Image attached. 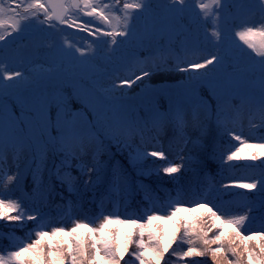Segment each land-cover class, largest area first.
Here are the masks:
<instances>
[{
    "label": "trees",
    "instance_id": "trees-1",
    "mask_svg": "<svg viewBox=\"0 0 264 264\" xmlns=\"http://www.w3.org/2000/svg\"><path fill=\"white\" fill-rule=\"evenodd\" d=\"M244 19L259 20L260 15L256 13L255 16H245L232 23L235 33L240 30L239 25ZM89 46L91 43L85 38L83 46L79 48L85 49L88 54ZM53 53L52 40L45 39L40 45L38 55H33L23 64L7 65L10 70L23 72L29 84L40 73H51L56 70L58 64L52 57ZM213 54L223 55L220 46L202 43L201 49L187 52L184 50L179 55L181 60L202 62L203 58ZM167 59L169 62L162 70L154 67L155 63L160 62L159 55L153 58L144 57L140 63L115 70L105 67L98 60L90 59L93 71L97 75L94 90L108 94V90H111L115 83L117 85L115 96L126 98L164 84L191 82L189 77L197 70H178L177 64L179 68H188V63H181L176 59V55L168 56ZM237 65L243 68L242 65ZM142 70L149 71L150 75L144 76ZM138 75L141 76L139 80L136 79ZM121 79H131L135 82L131 86L120 87ZM196 94L202 101L199 125L194 128L189 123L184 130L183 138L177 133L173 118L177 112L184 111L188 113L190 120L191 99L187 102H176L174 97L162 95L152 100L151 104L154 105L152 111H148L141 104L136 105V110L132 111L130 116L140 122L142 132L116 140L101 123L92 119L95 112L83 107L80 96L72 94L73 98H67L66 102L71 106L73 104V107H82L89 121L96 124L95 128L90 127L87 137L90 147L80 154L79 159H72L68 161V166L60 167L62 155L59 153L49 151L41 156L33 149L18 151L12 147L11 141L6 142L8 145L4 144L0 148V198L19 201L22 207L37 219L23 221L0 219V255L6 256L10 251L18 250L22 244L35 239L37 230L51 232L55 227L69 230L77 220L96 227L100 223H97L98 220L104 215L144 220L153 212L166 216L173 210L170 201H179L177 206L181 208H195L196 201L203 202L206 199L208 207L217 211L222 220L248 214L250 219L245 221L240 229L242 234L248 235L264 229V209L261 208L264 196L261 195L259 188L249 191L235 187L237 183L252 182L253 179L264 176V157L248 159L249 155H259V150L244 148L241 153L244 158L227 160L228 154L243 147L241 142L235 139L236 135L241 136L248 144L264 143V127L260 125L258 117L252 119L254 108L242 103L239 97H231L221 104L217 99V93L206 85L198 87ZM79 100L81 103L77 105ZM157 114L167 118L160 125L153 124ZM51 133L56 134L53 128ZM97 145L101 146L98 152L95 151ZM138 151L140 153L163 151L164 159L147 156L137 160L135 157ZM94 157L99 161V176L95 172H81L82 166H92ZM169 164L181 165V170L170 175L164 173L163 168ZM114 173L122 178L123 182L119 186L113 182ZM8 176L15 179L9 181ZM126 196L128 200L124 202L123 197ZM11 214L16 215L15 212ZM184 217H188V222L194 224L197 231L200 228L205 231L211 228L208 232L209 238L223 231L225 248L228 247V240L234 236L229 225L221 226L204 208H198L192 213H178L181 223ZM173 223L165 224L156 220L152 222L150 228H155L156 234L162 238L165 229L171 232ZM213 224L217 227H212ZM114 230H121L124 233L130 231L124 225H109L108 231ZM80 231L86 233L85 229ZM131 231L134 234L133 238L139 239L137 230ZM83 238L87 239L86 235ZM64 239L71 242V238L63 235L56 238ZM144 239L147 244V231ZM255 243L251 242L252 245ZM194 246L202 247L199 241H196ZM218 246L211 245L213 248ZM188 247L189 245L179 241L173 243L161 264H214L211 253L202 257L183 259L172 255L173 250L186 251ZM135 251H139L136 245H130L129 252L124 255L120 264H139L130 256V253ZM226 254L228 259H235L231 253ZM223 255L224 253L220 254L218 259ZM144 258L149 259L148 256ZM244 260L247 264L246 256Z\"/></svg>",
    "mask_w": 264,
    "mask_h": 264
},
{
    "label": "snow or ice",
    "instance_id": "snow-or-ice-1",
    "mask_svg": "<svg viewBox=\"0 0 264 264\" xmlns=\"http://www.w3.org/2000/svg\"><path fill=\"white\" fill-rule=\"evenodd\" d=\"M121 4L122 6L119 7L118 11L122 15H117L115 14L114 5ZM162 7L173 13L171 21L178 24L183 20L181 14L189 5L187 0H169ZM195 7L200 10L199 13H196L197 20L202 22L211 21V36L217 43L221 41L223 35L219 29V21L223 16L225 22H227L231 15V8H238L244 16H255L258 12L260 19L242 20L239 25L240 30L235 35L260 59L254 62L258 65L257 68L247 69L240 68L237 64L232 63L231 57L219 54L207 56L203 58L202 62H190L181 60L179 49L166 48L161 44L159 49L153 53V55L158 54L160 58V62L154 64L157 70L163 69L164 65L169 62L167 57L171 56L173 52L176 53V59L181 63H188V68H179V64H177L178 70H197L189 77L191 81L189 88L192 96L191 118L189 120L187 112L179 111L176 113L173 123L177 133L183 138L184 130L189 123L194 128L199 125L202 101L196 94L198 87L207 85L213 92L217 93L218 101L223 104L231 97L228 86L233 81L245 79L249 72L259 73V92L250 90L243 94L237 93V95L242 103L254 108V112L251 114L252 119L258 117L260 125L264 127V0H241L238 4H229L228 0H206V2L205 0H195ZM152 13L153 5L150 0H131V2L129 0H114V4L106 3L104 0H0V42H3V47H0V148L4 146V115L7 101L11 96L16 97L25 116V119L19 117L12 119L11 114L8 116V123L12 132V147L18 151L33 149L41 156L46 155L49 151L59 153L62 155L60 167L68 166V161L72 159H79L80 154L90 147L87 137L90 127H96V124H93L91 120L85 122L81 116L69 108L57 85L51 82L45 84L39 80H34L32 82L33 86L30 87L23 72L9 69L5 55V49L9 44L7 37H11L12 43H18L25 40L32 32L44 31L43 26L45 25L48 28H56L57 24L53 23V21H56L60 25L87 31L91 35L102 33L103 36L112 37L113 39L110 42H106L116 46L107 53L111 58L120 45L124 43V41H117L115 37H123L128 42H135L137 39L136 28L132 23L134 20L144 19L147 24V19L151 16L153 27H155L158 18L153 16ZM81 14L102 21L111 30L103 31L101 27L96 26L93 32L90 25H93L94 21L80 22ZM65 44L67 45L65 54L80 53L81 57L86 56L85 49L76 48L68 41H65ZM39 50L40 46L37 45L31 54L38 55ZM187 50L185 48V52ZM199 70H203V72ZM218 70L229 78L228 86L222 85L220 78L217 76ZM142 71L144 76L150 75L149 71ZM136 79H141V76H136ZM134 82L131 79H121L120 87L131 86ZM116 88L117 85L114 83L112 89L108 90V94L86 89H77V92L80 98L95 112L92 119L101 123L113 139L120 140L121 137H128L136 132H142V128L140 122L128 114L119 98L115 96ZM222 88H224V91H221ZM13 107L15 108L16 105H13ZM50 109L56 113L54 122L49 115ZM165 119L167 118L157 114L153 119V124L160 125ZM50 127L55 131V135H50ZM235 139L240 141L243 147L237 148L228 154V161L244 158L241 156L244 148L259 150V155H249L248 159L256 160L264 157V143L248 144L239 135H236ZM100 147V145H97L95 151L98 152ZM147 156L164 159L163 151L143 153L138 151L135 159L140 160ZM93 159L94 163L91 167L82 166L80 171L95 172L99 176V161L95 160V157ZM180 170L181 165L176 164H169V166L163 168V172L169 175ZM57 174L59 175V171H57ZM113 178V182L117 186L123 182L122 178L115 173ZM14 179L15 177L8 176L9 181ZM88 182L90 181H86V183ZM235 187L249 191L259 188L261 195L264 196V176L253 179L252 182L237 183ZM177 195L180 194L177 193ZM179 203V201H170L173 210L169 215L161 216L153 212L147 215L146 220L143 218L121 219L119 215L115 217L104 215L96 227H91L88 223L77 220L69 230L61 227L52 228L51 232L37 230L35 239L27 244H22L18 250L10 251L6 256L0 255V264H120L121 259L129 252V246L132 244H135L139 251L131 252L130 256L134 257L139 264H161L165 253L177 241L189 245L186 251L173 250L172 255L178 256L180 259L193 256L202 257L211 253L214 264H245V256L247 257V264H264V229L248 235H244L240 231L245 221L250 219L248 214L222 220L217 211H213L212 208L208 207L206 199L203 202L196 201L197 207L195 208H181L177 206ZM198 208H204L221 226L227 224L232 228L234 236L228 240L227 248L224 246L225 233L223 231L209 238L208 232L211 231V228L208 231L203 228L197 231L196 226L188 222V217H184L183 223H181L178 213H192L196 212ZM261 208L264 209V199L261 200ZM13 212L16 215H12ZM0 219L23 221L36 220L37 217L28 213L19 201L0 198ZM156 220L163 221L165 224L174 222L171 232L169 233L165 229V235L161 238L156 234L155 228H150L152 222ZM112 224L124 225L130 231L127 233L121 230L110 232L108 228ZM212 227H217V225L213 224ZM81 229H85L86 233H81ZM131 229L137 230L139 239L133 238L134 234ZM181 229H183L182 232ZM146 231L147 244L144 239ZM61 235L71 238V242L68 239L56 240ZM85 235L87 239L83 238ZM196 241H199L202 247L194 246ZM253 241L256 242L255 245L251 244ZM214 244L219 246L211 247ZM101 252L103 255H101ZM222 253L224 255L218 259V256ZM226 253H231L235 259H228ZM146 256L149 259L146 260L144 258Z\"/></svg>",
    "mask_w": 264,
    "mask_h": 264
},
{
    "label": "rangeland",
    "instance_id": "rangeland-1",
    "mask_svg": "<svg viewBox=\"0 0 264 264\" xmlns=\"http://www.w3.org/2000/svg\"><path fill=\"white\" fill-rule=\"evenodd\" d=\"M104 2L114 4V0H104ZM150 2L153 5L152 15L158 18V22L156 23L155 27H153L151 16L147 19V24L145 23L144 19L134 20L132 22L135 25L137 33V39L135 41H140L143 44L144 49L148 48L151 50V52L147 54L149 58H153L155 56L153 55V53L156 52L157 49H159L161 44H163V46L179 49V54L184 51L185 48H187L188 50L201 49L202 43H206L207 45L214 47L220 46L222 50L226 45L230 44L236 47H240L243 51L242 54L238 58H236L233 63L240 64L245 69L258 67V65H256L254 62L258 61L260 57L258 55L256 57L253 56L254 52H252L251 49H248L247 45H245L243 41L239 39V37L232 33V23L244 16L238 8L233 7L230 9L231 15L227 19V22H225L222 16L221 20L219 21V29L223 35L221 41L217 43L211 36V21L202 22L201 20H198L194 24V26L188 25L185 22L186 17L188 18V15L195 9V0H187L189 7L186 8L185 11L181 14L183 16V20L178 24L172 23L171 16L173 14L168 15L166 9L162 7V5L167 4L169 0H150ZM240 2L241 0H234L233 4H238ZM119 7V5H114V9L116 10L115 14L122 15L118 11ZM199 11L200 10L196 12L199 13ZM81 18L82 20L94 21L95 24L103 23L102 21L94 17H85L83 16V14H81L80 20ZM113 23L115 22L113 21ZM189 26H192V28ZM43 27L45 29L44 31L33 32L34 39L30 40L28 43H26V45L21 46L22 48H19V50L11 49L5 52V55L7 57L6 63L14 65L26 62L33 55L31 54V52L36 48L37 45L43 44L45 39H51L54 45V55L52 57H54V60H56L55 62L58 64V66L56 70L51 73H40L35 80H39L41 83L45 84L51 82L57 85L58 90L65 101L67 98L72 99L73 95H78L77 89L94 90V82L97 75L93 71L91 60L96 59V49L91 47L90 53L86 54L85 57H81L80 53H75L74 55L65 54V49L67 48L65 41H68L71 45L79 48L83 46L80 35L85 33V35L89 37V39L93 38L92 35L87 31H80L74 27L68 28L66 26L65 28H48L46 25ZM179 35L182 36L180 38H177ZM93 39L95 40V37ZM171 43H173V45H171ZM109 48L112 49L115 48V46H112L110 44ZM172 55L175 56L176 53L173 52ZM114 57V62H110L108 60L109 57L103 56L101 58V64L110 65V68L115 70L130 65L129 63L132 62L133 59L130 56L128 50L120 47L116 50ZM107 65L104 66L107 67ZM252 73L253 72H249L247 74V77L243 80L233 81L230 86H228L229 78L222 71L218 70L217 76L220 78L222 85L228 86V91L231 92V97H239L237 93L243 94L250 90H255L257 93L259 92V73H254L257 75L254 81L250 79V75ZM32 82H30L28 86L32 87ZM190 83L191 82H185L179 83L177 85L164 84L158 87H152L143 90L139 93H136V95H134L133 97L119 98V100L122 103L123 107L127 110L129 115L132 111L136 110V105L138 104L145 106L148 111H152L154 109V105L151 104L152 100L158 99L159 96L162 95L174 97L176 102H187L190 99L192 100L189 88ZM221 91H224V88H222ZM80 103L81 102L79 100L77 105H79ZM82 104L84 105L83 107L87 108L88 110L91 109V107L84 100H82ZM13 105H16V107L14 108ZM73 106V104L72 106L69 105V108L74 113L81 116L85 122H88L89 118L83 108ZM9 114H11L12 119H16L17 117H19L20 119H25L24 113L15 96H11L6 104L3 128L4 144H6V142L9 143L12 137L11 128L8 123ZM49 115L52 117V120L54 122L56 115L55 111H52L50 109ZM51 129L52 127H50L49 129L50 135H52ZM126 199L127 198L125 197L124 200Z\"/></svg>",
    "mask_w": 264,
    "mask_h": 264
},
{
    "label": "flooded vegetation",
    "instance_id": "flooded-vegetation-1",
    "mask_svg": "<svg viewBox=\"0 0 264 264\" xmlns=\"http://www.w3.org/2000/svg\"><path fill=\"white\" fill-rule=\"evenodd\" d=\"M96 26L101 27L103 29V31H109V30H111V29H109L107 27V25H105L104 23H101V24H96V25H92L91 26L93 32L95 31V27ZM96 39L98 41V44H102L104 46V48L109 49L110 43H106V42H110L113 38L112 37L103 36L102 33H97ZM115 39L117 41H124V43H122L120 45V48H125L128 51H130L132 47H135V46H137L138 44L141 43L140 41H138V42H136V41L135 42H128L125 38L119 39L118 37H115ZM23 42H25V40H23ZM23 42L20 41V42L16 43V45L21 44ZM112 46H115V45H112Z\"/></svg>",
    "mask_w": 264,
    "mask_h": 264
},
{
    "label": "water",
    "instance_id": "water-1",
    "mask_svg": "<svg viewBox=\"0 0 264 264\" xmlns=\"http://www.w3.org/2000/svg\"><path fill=\"white\" fill-rule=\"evenodd\" d=\"M169 13H171V12H169ZM195 18H196V16L193 15L192 18H191V21L194 22ZM13 35H15V34H13ZM7 39L9 40V42H11V37H7ZM1 46H3V42H0V47ZM239 53H240V49H237V48L227 47L225 49V55H227V56H229L231 58L237 56ZM252 78H253V76H252Z\"/></svg>",
    "mask_w": 264,
    "mask_h": 264
}]
</instances>
